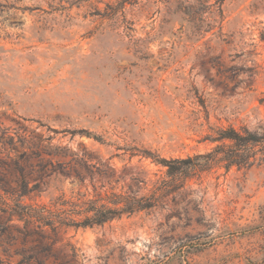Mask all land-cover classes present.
Segmentation results:
<instances>
[{"label": "rangeland", "instance_id": "1", "mask_svg": "<svg viewBox=\"0 0 264 264\" xmlns=\"http://www.w3.org/2000/svg\"><path fill=\"white\" fill-rule=\"evenodd\" d=\"M201 1L221 13L193 24L180 11L197 0H0V209L92 185L148 196L165 170L142 152L185 158L218 128L264 133V0ZM71 168L82 181L60 174ZM0 264H264V163L214 167L163 208L92 228L0 210Z\"/></svg>", "mask_w": 264, "mask_h": 264}, {"label": "trees", "instance_id": "2", "mask_svg": "<svg viewBox=\"0 0 264 264\" xmlns=\"http://www.w3.org/2000/svg\"><path fill=\"white\" fill-rule=\"evenodd\" d=\"M197 2L201 9L188 6L187 9L180 11V14L188 19L186 21L188 23L210 21L211 16H214L216 12L221 13L220 6L215 8L214 5L208 4V1L197 0ZM107 8L111 10L108 15L111 18L118 11L111 5H107ZM214 132V135L209 137V141L216 145L205 154L166 159L149 151L142 152L143 158L150 159L152 163L165 170V177L154 183L148 196L138 197L116 193L112 189L103 190L104 186L92 185L91 198L80 194L70 198L61 195L51 200L48 205L32 206L16 201L11 206L6 205V209L0 210L7 216H16L25 224H33L40 229L55 230L58 226L92 228L118 220L123 216L163 208L167 205L168 196L182 188L185 181L214 167L221 166L227 172L231 167H236L238 170L249 169L264 163V133L258 135L246 128L237 130L233 127L218 128ZM80 134L100 142L98 137L89 132ZM73 156L74 158L67 163L79 160L77 155ZM60 174L63 176L74 174L76 179L82 181L80 172L72 168L61 171ZM1 190L7 193L4 187H1ZM27 192V185L21 181L19 196H25Z\"/></svg>", "mask_w": 264, "mask_h": 264}]
</instances>
